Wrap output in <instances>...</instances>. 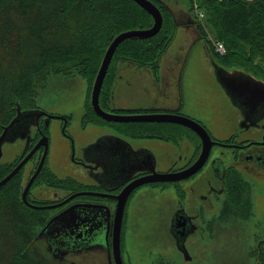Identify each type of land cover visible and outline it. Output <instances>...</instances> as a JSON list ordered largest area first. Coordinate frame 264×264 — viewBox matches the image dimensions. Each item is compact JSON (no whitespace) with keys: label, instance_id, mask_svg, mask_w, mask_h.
Wrapping results in <instances>:
<instances>
[{"label":"flooded vegetation","instance_id":"flooded-vegetation-1","mask_svg":"<svg viewBox=\"0 0 264 264\" xmlns=\"http://www.w3.org/2000/svg\"><path fill=\"white\" fill-rule=\"evenodd\" d=\"M170 11L173 15L176 31L178 27H181L190 41L188 51L196 42L202 40L209 53L211 63L215 61L219 65L214 43L199 27L198 18L194 11L189 7L188 11L175 10L170 7ZM185 58L186 56L183 57V60ZM177 60L180 61L181 57ZM120 62L117 63L116 69L111 72L116 73V76ZM154 72L158 75L157 71ZM214 75L221 91L232 107V113H227L224 121L225 126L232 130V134L224 139L212 135V121L210 119H208L207 128L197 115L182 110L183 102L164 105V103L161 104L158 100L153 99L148 107L141 105L138 108H117L109 111L110 104L102 106L100 95L101 106L108 112L119 114L160 112L183 114L198 121L208 130L213 141L206 161V163L208 162V170L193 179L194 185L187 189V193L184 184L196 177L206 163L200 170L187 178L174 181H153L136 187L134 185L152 174L153 171L178 172L192 166L202 150V140L192 128L175 122H150L177 124L187 128L183 129L184 134L180 137L170 140L157 137L156 139L172 141L174 144L181 141L196 144L192 155L185 164L176 165V160H174L167 171H161L158 168L159 161L154 151L145 145L133 143V139L154 137L133 138L120 130L118 125L111 123H143L146 121H109L99 116L92 105L95 114L110 123L98 121L87 124L82 122V128L86 130L90 124L95 123L97 126L100 124L113 127L118 133H104V135L101 134L102 136L88 139L81 143L79 151L76 152L74 150L76 138L67 129L70 121L67 115V123H65L64 119L55 117V115L63 114L50 113L38 104L34 107L21 109L24 111L38 110L39 113L45 111L53 115L49 120L46 115L30 120L24 118L27 126L22 133L16 135L15 139L23 141L22 151L12 161L2 162V157L0 158V175L3 174V170L6 171L0 179L1 181L24 158L30 155L12 177H17L21 185V199L17 198L16 200L15 206L18 207V210L13 218L17 221L28 218L35 220L34 240L37 251L48 255L58 264H99L96 257L97 248L101 245L103 251L107 247L109 251V245L112 246V238L118 218V206L121 202L120 197L125 190L126 192L131 190L126 199L121 223V249L127 248L132 258L131 263H127L123 259L124 264H136V260L133 259V252L127 246L130 206L137 192L147 186L161 191L174 187L178 196L175 198V206L173 209L170 208V216L164 226L165 239L157 232L156 239L161 243L155 244V246L157 249L160 245V251L159 257L151 260L152 264H205L208 261V254L206 253L208 234L219 239L218 233L219 236H222L229 231H232L233 234L236 231L234 236H238L239 239L246 235L259 251L262 240H264V218L261 219L264 215L262 199L264 197V103L250 104V98H247L245 103L243 102L245 98H239L234 102L215 73ZM75 76L77 75L66 76L65 81ZM254 76L264 81V77ZM157 78L160 85L161 79L158 76ZM237 84H239V78ZM118 109L129 111L117 112ZM53 119L61 120L62 131L73 148L71 159L75 168H65L66 175L64 177H60L53 169H50L48 164L51 146L50 124ZM42 138L43 142L35 148ZM45 140H48L47 146L44 143ZM215 146L228 148L229 157L217 156L210 160ZM166 151L170 158L174 150L168 148ZM151 155L152 157H150ZM42 160V168L27 191V200L30 203L28 204L23 198V192ZM51 170L60 178L59 181L53 183L48 178L47 171L49 173L52 172ZM31 204L41 208H36ZM24 206L29 207L30 210L24 209ZM88 210L92 211L91 215L88 214ZM107 232L109 238L106 243L107 247H103V237ZM184 239L189 240L191 254L187 253L182 258L175 252L181 253V241ZM112 264H116L113 255Z\"/></svg>","mask_w":264,"mask_h":264},{"label":"trees","instance_id":"trees-1","mask_svg":"<svg viewBox=\"0 0 264 264\" xmlns=\"http://www.w3.org/2000/svg\"><path fill=\"white\" fill-rule=\"evenodd\" d=\"M153 1L162 11L163 26L152 37L128 38L118 46L101 91L102 106L109 105L116 77L111 72L118 62L130 61L158 71L176 35L169 2ZM188 1L194 11L193 1ZM198 2L204 12L203 18L197 16L199 27L212 41L226 46L224 54L216 52L220 64L264 77V0ZM153 23V16L134 0H0V134L16 116L18 106H36L41 91L61 76L81 75L88 84L82 122L110 123L95 114L90 101L105 52L118 34ZM111 123L133 138L170 140L187 129L159 122ZM47 176L53 183L60 179L53 171H47ZM20 191L17 177L0 188V264H58L35 248V220L13 218ZM263 244L253 253L254 264H264Z\"/></svg>","mask_w":264,"mask_h":264},{"label":"rangeland","instance_id":"rangeland-1","mask_svg":"<svg viewBox=\"0 0 264 264\" xmlns=\"http://www.w3.org/2000/svg\"><path fill=\"white\" fill-rule=\"evenodd\" d=\"M167 1L175 10L188 11V0ZM192 1L193 6L200 5L198 0ZM189 43L184 30L178 27L174 39L160 60L158 75L151 66H139L127 61L120 62L108 110L132 109L141 105L148 107L153 99L164 105L183 102L182 110L197 115L207 128L208 119L212 121L213 136L222 139L230 136L232 130L225 126L224 121L226 114L232 113V107L215 79L214 63H211L202 40L196 42L188 51ZM184 56L186 58L183 60ZM179 57H181L180 61L177 60ZM156 75L161 79L160 85ZM65 80L66 77L56 79L57 83L41 91L37 102L40 107L50 113L70 116L67 129L75 135L74 150L79 151L82 142L102 136L104 133L117 134L116 129L107 125L98 124L97 126L94 123L87 128L90 130L82 128V117L88 94L87 82L78 75ZM61 123V120L53 119L50 124L51 146L48 164L50 169H53L60 177H64L66 175L64 169H73L75 164L71 159L73 148L62 131ZM133 143L151 148L158 158V168L161 171H167L174 160L176 165L185 164L196 146L193 142L188 144L186 141H181L174 144L172 141L156 138L133 139ZM168 148H172L175 152V154L171 153L170 158L166 151ZM22 149L23 141L20 139L6 142L3 146L1 161L14 160ZM217 156L229 157V149L215 146L210 160ZM207 170L208 162L196 177L184 184L186 193L187 189L194 185L193 179ZM177 197V190L174 187L161 191L147 186L137 192L132 200L127 246L132 250L136 264H152L151 260L159 257L160 245L156 249L155 244H160L161 241L156 239V235L159 232L165 239L164 226L170 216V208L173 209L176 204ZM262 199L264 202V197ZM263 218L264 215L261 219ZM234 234L229 231L219 236L218 233L219 239L208 234V249L206 248L208 261L205 264H254L253 253L256 247L253 241L251 242L246 235L239 239ZM102 244L103 247H107L105 240ZM101 247L99 245L97 255L95 254L98 263L109 264L108 247L104 251ZM175 253L182 258L187 253L191 254L189 240H182L181 253L177 251ZM122 256L125 262H132L131 255L125 247L122 249Z\"/></svg>","mask_w":264,"mask_h":264},{"label":"water","instance_id":"water-1","mask_svg":"<svg viewBox=\"0 0 264 264\" xmlns=\"http://www.w3.org/2000/svg\"><path fill=\"white\" fill-rule=\"evenodd\" d=\"M144 9H146L154 18V23L149 28L143 29H133L127 30L120 34H118L113 41L108 46L103 60L100 65V69L98 74L95 78L92 93H91V103L93 105L94 110L96 113L101 116L102 118L109 120V121H146V122H153V121H160V122H175L185 126L192 128L194 131L198 133L202 140V150L195 161V163L187 169L178 172H157L153 171L152 174L146 176L143 180L138 181L134 187L149 183L153 181H174L180 180L183 178H187L190 175L194 174L198 170H200L208 160V156L210 153V149L213 145V141L211 139L208 130L198 121L194 120L193 118L183 115V114H176V113H167V112H160V113H144V114H119L114 112H108L102 108L100 103V95L102 91V87L113 60L114 54L118 48V46L128 38H148L156 35L162 28L164 18L161 9L157 6V4L152 0H134ZM215 66V74L223 88L226 92L232 97L233 101L235 102L239 98L243 99V102H246L247 98H250V104H260L264 103V81L261 79L256 78L250 72H247L243 69L239 68H226L223 65H218L215 61H213ZM239 78V84H237V79ZM41 115H46L47 119L49 120L53 115L49 114L48 112L42 111L39 113L38 110H21V107H17V114L11 120V122L4 126L2 133L0 134V158L3 156V146L6 142L14 141L16 139V135L23 132L25 128L26 122L24 118L31 119V118H39ZM57 118H61L65 120L67 123V116L66 115H59L56 116ZM43 142V138L40 142L36 145L37 148ZM44 143L46 146L48 145V140H45ZM34 148V149H35ZM28 155L24 158L19 165L14 168L12 172H10L6 177H4L0 181V187L7 183L21 168V166L25 163V161L29 158ZM152 157V155L150 156ZM43 160L40 163L37 171L30 179L28 185L24 189L23 198L24 200L30 204L27 200V191L38 175L39 171L42 168ZM133 187V188H134ZM131 190H126L121 195V202L118 206L117 211V224L116 229L112 238V246L109 245V262L112 264V255L115 259L116 264H124L123 257H122V249H121V223L125 211L126 199ZM33 205V204H31ZM36 208H41L39 206H35ZM89 215H91L92 211H87ZM61 217V216H60ZM59 217V218H60ZM104 240L108 241V232L104 235ZM264 242V240H262Z\"/></svg>","mask_w":264,"mask_h":264},{"label":"built area","instance_id":"built-area-1","mask_svg":"<svg viewBox=\"0 0 264 264\" xmlns=\"http://www.w3.org/2000/svg\"><path fill=\"white\" fill-rule=\"evenodd\" d=\"M194 10L197 16H199L200 18L204 17V12L200 9L199 5L195 4ZM214 45H215V49L217 52L222 53V54L226 52V46L223 42L217 41V42H214Z\"/></svg>","mask_w":264,"mask_h":264}]
</instances>
